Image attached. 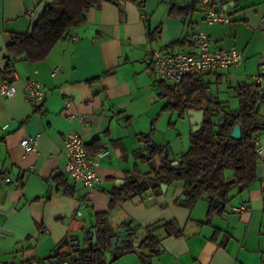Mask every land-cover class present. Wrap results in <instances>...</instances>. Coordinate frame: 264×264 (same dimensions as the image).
<instances>
[{"label":"crops","instance_id":"crops-1","mask_svg":"<svg viewBox=\"0 0 264 264\" xmlns=\"http://www.w3.org/2000/svg\"><path fill=\"white\" fill-rule=\"evenodd\" d=\"M56 1L0 0V78L6 69L10 33L29 32L44 6ZM184 1H102L44 59L14 60L8 79L15 92L0 95V127L5 126L0 129V261L51 264L57 259L64 264L62 255L74 254L75 246L88 248L89 230L98 229V214L107 212L114 235L130 219L132 236L142 239L151 234L156 250H126L123 243L116 250L123 253L106 264H264V103L257 115L260 131L255 139L262 152L255 179L245 188L231 187L224 207L215 204L209 211L205 198L189 204L182 183L174 182L166 184L165 192L149 189L129 195L109 209L113 191L152 175L151 166L140 155L146 153L148 144L143 134L149 133L155 144L167 145L175 160L189 146V141L183 145L168 137H154L164 115L170 113L166 123L171 131L179 113L163 108L168 98L161 95L159 83L169 84L154 78L152 49L189 51L199 31L210 36L217 48L237 49L242 55L238 66L192 75L209 86V96L227 111L238 108L237 86L260 71L257 58L264 55V0H236L227 6L229 21L213 24L205 22L198 0ZM32 9L36 11L30 17L27 12ZM144 14L147 22L142 20ZM30 79L44 89L38 109L24 97ZM171 87L183 93L182 84ZM66 98L71 99L68 108L64 107ZM188 111L185 115L192 132ZM70 112L82 114L84 123L69 120ZM72 131L80 133L91 149L97 142L109 150L97 168L102 185L90 197L81 182L64 170L62 146ZM36 134L37 150L26 152L20 141ZM225 175L231 178L232 170ZM6 177L11 181L6 182ZM243 203L249 210H232ZM64 239L67 244L56 250Z\"/></svg>","mask_w":264,"mask_h":264},{"label":"trees","instance_id":"trees-1","mask_svg":"<svg viewBox=\"0 0 264 264\" xmlns=\"http://www.w3.org/2000/svg\"><path fill=\"white\" fill-rule=\"evenodd\" d=\"M105 0H58L47 3L37 15L29 32L10 33L6 45V69L3 78H8L10 67L17 58H25L31 62L44 59L54 45L70 35L72 29L86 21V12L98 6ZM120 2L122 0H110ZM140 2V1H139ZM195 2V0H194ZM161 95L168 98L164 109L177 111L183 117L189 109L203 110V120L200 128L190 132L189 146L182 154V162L173 165L168 159L167 145H159L150 141V134H143L142 140L147 144L146 153L141 158L149 163L153 160L156 168L152 175L141 182H127L122 188L113 191L109 209L128 198L146 190L160 193V184L181 182L189 204L205 198L209 202V211L215 208V198L224 202L227 200L229 189L233 186L247 187L255 179L257 155L255 152V135L260 131L257 122L258 108L264 103V98L257 101L255 85L250 81L241 83L236 88L238 108L225 110L222 104L214 101L208 94L209 86L199 76L184 78L183 93L164 83H159ZM205 100L202 103V100ZM239 123L241 137L231 138L233 126ZM95 148L86 146L88 152L94 154L101 149L97 142ZM158 160V162L156 161ZM226 170H232V184H226L231 179L226 177ZM98 232L95 243L87 249L75 246L72 255L63 254L62 262L67 264H106L105 252L111 249L113 231L107 224V212L98 214ZM103 228V230H101ZM130 250L129 241L124 244ZM156 250V240L147 234L140 241L139 249ZM134 250V249H132ZM122 251L116 252V256ZM146 260V256H142Z\"/></svg>","mask_w":264,"mask_h":264},{"label":"built area","instance_id":"built-area-1","mask_svg":"<svg viewBox=\"0 0 264 264\" xmlns=\"http://www.w3.org/2000/svg\"><path fill=\"white\" fill-rule=\"evenodd\" d=\"M236 0H198L199 9L204 12V20L207 24L226 23L229 18L226 14L227 4L234 3ZM35 9L27 12L28 16L35 15ZM142 20L147 22L149 17L142 15ZM261 29L264 30V16L261 18ZM193 47L189 51H173L164 53L159 49H152L150 61L153 68L154 78L157 81L165 82L171 86H179L187 76L197 75L204 71L215 69H226L238 66L242 61L241 53L233 46L217 48L210 36L199 31L192 40ZM258 63L264 72V55L258 56ZM57 69L53 70L52 75ZM261 71L251 75L249 81L255 85L257 101L264 98V73ZM15 92L11 80L0 78V95L11 96ZM25 100L34 108L38 109L44 97V89L40 82L30 79L26 81L24 87ZM71 99L64 100V107L70 106ZM69 120L84 123L85 118L82 114L70 112L66 115ZM1 126L0 129H4ZM38 134L35 136H25L20 144L26 152L37 150ZM255 152L260 157L262 147L255 139ZM108 149H101L94 154L88 152L86 144L80 133L69 132L63 142L62 153L65 158L64 170L75 180L81 182L87 197L92 196L102 185V179L97 173L101 159L108 154ZM10 182L9 177L5 178ZM235 212L249 210V206L243 203L232 208ZM141 239L136 236L129 238L131 248L138 250ZM0 264H9L8 261H0Z\"/></svg>","mask_w":264,"mask_h":264},{"label":"water","instance_id":"water-1","mask_svg":"<svg viewBox=\"0 0 264 264\" xmlns=\"http://www.w3.org/2000/svg\"><path fill=\"white\" fill-rule=\"evenodd\" d=\"M189 1H191V0H185L184 3H187ZM233 4L234 3H229V4H227V6L229 5V7H230ZM260 71L262 72L261 68H260ZM262 73H264V72H262ZM207 94L210 95L209 90H207ZM203 114H204L203 110H189L188 111V115L190 116V122L193 125V127H192L193 132L200 128V125H201L202 120H203ZM230 136H231V138H233L235 140H237L241 137V126L239 123H236L233 126V128L230 132ZM167 155H168V159L171 161V163L173 165H177V164L182 162V159H177V160L174 159V156H173L170 149H167ZM149 165L151 166L152 170H154L156 168V165H155L153 160L149 161ZM130 177L131 176L128 177L129 181H130ZM234 182H235V179L231 178V179L226 181V184H232ZM160 186H161L162 191L165 192L167 185L165 183H162ZM239 188L241 189L242 187L239 186ZM182 198H185V195H183ZM214 201H215V204L217 206L224 207V205H225V202L223 200H220L219 198H215ZM130 222H131V220L129 219L126 222V225L117 228L114 237L111 239L112 251L109 250V251L105 252L106 260H110L111 258H115L116 257V250L121 249L123 243L127 242L129 240V237L132 236L133 232H132V230H130L128 228V225L130 224ZM101 230H103V228H101ZM89 232H90V234L88 235L87 239H88L89 245H91L92 243H95V241H96V235H97L98 229L92 228L89 230ZM66 244H67V240L64 239L62 242H60L58 244V246L56 247V250H58L60 247H62L63 245H66ZM74 244L76 245L77 243H74ZM58 263H59V261L57 259L51 260V264H58ZM64 264H67V263L64 262Z\"/></svg>","mask_w":264,"mask_h":264},{"label":"rangeland","instance_id":"rangeland-1","mask_svg":"<svg viewBox=\"0 0 264 264\" xmlns=\"http://www.w3.org/2000/svg\"><path fill=\"white\" fill-rule=\"evenodd\" d=\"M170 114V113H169ZM169 114H166L163 116V123H161L159 126V131H157L154 134V137L156 140H159L164 136L165 138L168 137L169 139H172L174 141L173 143H179L183 145H187V142L189 141V132H190V124L189 119L186 115L183 117H175L177 120L176 126L171 127V131L168 130L167 123L168 122V116ZM166 116V117H165ZM174 116H177V113H174ZM166 127V129H165ZM177 138V139H176Z\"/></svg>","mask_w":264,"mask_h":264}]
</instances>
